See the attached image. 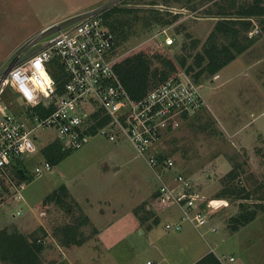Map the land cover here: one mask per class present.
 Segmentation results:
<instances>
[{"label": "rangeland", "instance_id": "rangeland-1", "mask_svg": "<svg viewBox=\"0 0 264 264\" xmlns=\"http://www.w3.org/2000/svg\"><path fill=\"white\" fill-rule=\"evenodd\" d=\"M237 1L244 5L254 0ZM115 5L123 10L113 12L108 21L120 18L127 22L114 51L117 61L140 50L152 51L171 58L180 71L187 72L180 57L186 56L187 63H192L212 32L221 5L227 6L228 1L0 0V70L52 24L85 10H109ZM158 15L160 18L155 17ZM254 21L255 27L248 32L243 30L240 37L244 42L252 40V46L216 77L204 74L198 80L204 110L166 132L149 151L148 156L162 153L171 157L175 161L173 167L154 170L129 140L112 142L96 135L85 146L63 152L57 165L38 175L34 173L36 166L45 164L47 147L57 141L55 129L38 131L37 152L13 162L28 170L22 192L12 195L0 187L6 198L0 205V228L17 229L29 240H46L40 264H193L206 251L221 257L224 264H264V23L258 18ZM168 36L175 40L169 46L165 44ZM194 40H199L195 48ZM229 41L220 35L218 43ZM258 60L261 63L255 64ZM154 66L162 64L155 60ZM187 73L181 74L185 80L191 76ZM234 168L240 173L238 184L245 185L249 197L233 201L218 197L229 183L228 172ZM176 173L190 182L191 192L203 198L213 214L212 221L219 225L217 232L207 227L201 231L188 223L181 231L166 228V222L179 220L181 212L175 204L162 203L158 174L168 179ZM13 178L16 180V175ZM1 184L12 192L8 177L2 178ZM62 185L70 188L69 196L62 191L61 199L45 202ZM109 200L117 211L111 221L117 222L118 212L123 214L124 207L132 203L136 205L132 213L139 212L143 222L150 221L148 225H152L141 223L138 227L132 217L131 233L109 249L94 246L96 236L88 223L78 228L80 238L86 240L82 245L62 243L59 230L86 216L82 207H108ZM153 202L161 207L148 210L147 204ZM21 208L22 214H17ZM245 209H257L258 215L234 231L232 218ZM121 225L119 233L113 232L117 237L130 228L128 220L126 226ZM230 256L235 260L230 261Z\"/></svg>", "mask_w": 264, "mask_h": 264}, {"label": "built area", "instance_id": "built-area-1", "mask_svg": "<svg viewBox=\"0 0 264 264\" xmlns=\"http://www.w3.org/2000/svg\"><path fill=\"white\" fill-rule=\"evenodd\" d=\"M103 8L45 28L0 70V176L9 178L13 195L25 185L13 178L14 159L37 152L38 131L55 129L57 141L66 150L79 149L96 135L112 142L127 139L154 170L170 169L175 163L171 157L148 156L149 151L166 132L205 108L198 81L192 75L185 80L181 74L187 72L182 71L134 99L115 70L116 36L106 24ZM174 41L168 36L165 44ZM53 68L61 71V82L52 75ZM51 169L46 161L34 173ZM158 175L162 202L177 205L181 212L179 220L166 222L167 229L181 231L188 223L201 231L206 227L218 231L211 210L199 194L191 192L182 174L168 179Z\"/></svg>", "mask_w": 264, "mask_h": 264}, {"label": "trees", "instance_id": "trees-1", "mask_svg": "<svg viewBox=\"0 0 264 264\" xmlns=\"http://www.w3.org/2000/svg\"><path fill=\"white\" fill-rule=\"evenodd\" d=\"M227 1V6L221 5L220 13L218 15L219 18L212 32L209 34L207 41L204 43L203 49L196 52L193 56L192 63H187L188 59L186 56L180 57L179 61L181 66L184 67L197 81L204 74L212 76L217 74L226 65L234 61L239 54H242L252 46V40L244 42L240 37L243 30L248 32L255 27L256 23L254 18H258L261 23H264V0H254L252 3L244 5L240 4L237 0ZM116 10L123 9L115 5L109 10H106L105 21L116 36L117 47L119 36L125 34V26L127 22H124L120 18H115L113 22L108 21V18ZM155 17H159V15ZM165 21L170 22L172 20ZM262 27L264 31V25ZM220 35L229 38V43L219 44L218 40ZM192 44L194 48L197 47L199 40H194ZM155 60L161 62L162 66L155 67ZM114 67L124 86L134 99L142 98L161 82L180 72V69L171 58L162 56L158 53L155 54L152 51L149 52L144 50H140L120 59L115 63ZM51 73L57 81H62L63 75L59 69L57 70L53 68ZM65 151L71 150L63 149L61 143L58 141L53 142L47 147V161L51 163L52 167L60 162L62 159L61 156ZM158 155L160 159H163L166 156L162 153ZM13 172L15 173L18 182H24L29 178L26 167L23 165L19 167L18 163L13 166ZM239 176L240 173L237 168L231 169L227 174L229 183L218 192L217 196L230 198L232 201L238 198L249 197L245 185L240 186L238 184ZM2 178L4 177L0 176V180ZM0 187L13 195L6 184H1ZM62 191H66V195L69 194L67 186L62 185L60 189L49 195L45 202H48L47 200L53 198H56V200L61 199L59 196ZM68 196L69 195H67V197ZM5 199L6 198H4L2 192H0V205L6 201ZM257 215V209H245L243 212L232 218L234 222L232 229L237 231L241 227L248 225L256 219ZM88 221L89 218L84 216L81 220H78L75 225H70L69 227L64 226L60 229L62 243L66 245H82L86 240L80 238L81 234L78 233V228L80 225L88 223ZM44 245V243L38 242V238H34L33 240L27 239V237L17 229L10 231L8 227L0 228V259L8 264H40V252L44 248ZM194 264L223 263L219 257L211 251Z\"/></svg>", "mask_w": 264, "mask_h": 264}, {"label": "crops", "instance_id": "crops-1", "mask_svg": "<svg viewBox=\"0 0 264 264\" xmlns=\"http://www.w3.org/2000/svg\"><path fill=\"white\" fill-rule=\"evenodd\" d=\"M85 11H87V10H85ZM82 12H84V11H82ZM80 13L81 12H79L77 14H80ZM77 14H75V15H77ZM75 15H73V16H75ZM68 18H70V17H68ZM261 61L262 60H258V62L255 64H259V63H261ZM221 70L214 76L216 77L217 75H219ZM67 188L70 189L69 187H67ZM78 204L81 208L82 205H80V202ZM156 204H157V207H155ZM135 207H136V205L134 206L132 203L129 204L128 206H125L124 210H123V214L121 212H118L119 218H118L117 222H116V220L111 221L112 217H116V215H117V211H116L115 206L111 205V200H109L108 207L101 206L100 208H94L93 204H91V207H89V208L82 207L83 212L89 218L88 224L93 227V232H94L93 236H96V241L94 240L95 238H92L95 242L94 246L95 247H106L107 249H109L110 247H114L118 241L122 240L121 238H123V240H125V237H127L129 235L128 233H131L132 217H135L138 227H140L141 223L146 225V227H150L152 225V223H151V225H148L150 223V221H145V223H144L143 218L141 217L139 212L135 211L136 215H134L132 213L134 211ZM152 207H154L157 210V208L161 207V206H159L157 202H153V204H151V203L147 204L148 210H151ZM178 212H179V209H178ZM179 214H180V212H179ZM169 216H171V218L173 217L172 212L170 213ZM174 217L179 218L176 216H174ZM127 220L129 221V224H130L129 227L130 228L127 229L128 231L126 230V234L123 233L122 235L117 237L115 234H117L121 231L122 226H123L121 224H124V226L127 225ZM138 221H140V222H138ZM155 222H157V221L155 220ZM117 226H120L119 227L120 230H114V228ZM113 232H115V234ZM89 240H91V239H89ZM94 242H92V243H94ZM76 246H79V245L73 244L71 247H76ZM42 251H43V249H42ZM206 254H207V251L205 253H203L202 255H200L201 256L200 259ZM198 260L199 259H197V261ZM1 261H3V260L0 259V263H2ZM197 261H195V262H197Z\"/></svg>", "mask_w": 264, "mask_h": 264}]
</instances>
